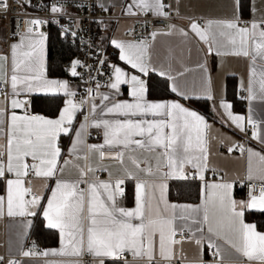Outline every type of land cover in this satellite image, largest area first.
<instances>
[{
  "label": "snow or ice",
  "instance_id": "1",
  "mask_svg": "<svg viewBox=\"0 0 264 264\" xmlns=\"http://www.w3.org/2000/svg\"><path fill=\"white\" fill-rule=\"evenodd\" d=\"M235 2L239 6V0ZM0 5L4 12L8 10L7 0H0ZM44 7L52 14L54 23H59L55 17L67 15L65 5L59 0H51ZM94 7L109 10L104 0ZM122 8L129 16L151 13L164 24L168 32L153 31L150 34L153 40L158 34L170 35L176 31L174 24L164 23L172 16V7L166 0H126ZM21 23L24 27L18 42L9 45L6 53L0 52V215L5 208L9 217L42 213L47 228L59 230L58 254L70 249L71 255L89 256L87 264H172L174 260L187 259L178 255L182 249L176 247L186 239L183 235L186 225H174L177 218L197 225L195 232L200 237L194 242L201 246L206 241L213 256H218L222 248L217 240H223L238 254L237 260L246 258L248 264H264V232L258 231L255 223L245 222V213L250 210L264 213V167L254 173L251 163L256 157L264 165V155L247 149L248 172L239 178L249 182L245 199L234 198L236 178L218 175L215 169L211 170L213 178H208L211 126L205 116L180 100L150 98V74L159 72L171 81L172 93L185 101L190 99L177 83L183 72L173 75L170 69H158L152 64L146 39H112L111 45L119 50V61L127 67L111 63L106 57L98 59L96 65L71 59L67 66L70 77L83 80L79 69H89V80L84 82L91 86L77 98L70 80L47 77L45 46L49 36L40 29L49 21L32 17L18 21L17 26ZM217 28L218 32L212 30V21L201 25L192 20L189 24L190 31L209 46V53L216 46L219 55L220 47L230 45V54L250 57L255 76L257 60L264 64V17L245 25L237 12L233 18L218 22ZM179 31L183 36L188 35L183 29ZM57 36L75 38L77 32L61 25ZM260 84L264 92V72ZM125 91L127 98L120 99ZM33 93H62L66 98L64 107L55 118L34 113L29 100ZM205 94L207 99H214L210 88L205 89ZM219 107L241 132L246 131L245 117L234 115L230 103L221 98ZM247 124L253 128L252 138L264 145V134L256 130V122L249 117ZM90 129L102 136V143L86 142ZM61 137L71 141L68 155L87 163L81 166L65 159ZM235 147L241 153L245 151L242 145ZM233 150V146L228 147L229 152ZM126 152L132 167L123 168L122 174L114 175L105 166L94 167L90 162L109 158L123 166ZM68 165L77 169L74 180L63 176ZM97 171H108V179H98ZM143 173L160 181L152 186L160 192L155 205L142 195L146 187L140 178ZM30 175L56 177L50 196L34 191L28 179ZM168 178L200 181L204 194L201 204L168 203L164 195L167 185L163 182ZM127 180L136 181V204L131 209L123 207L118 199L124 195L122 185ZM81 184L86 187L81 188ZM187 227L192 231L190 225ZM32 254L22 252L25 257ZM53 254H57L56 250ZM3 259L0 257V262ZM7 264L22 262L10 259ZM193 264L204 262L197 256Z\"/></svg>",
  "mask_w": 264,
  "mask_h": 264
},
{
  "label": "crops",
  "instance_id": "2",
  "mask_svg": "<svg viewBox=\"0 0 264 264\" xmlns=\"http://www.w3.org/2000/svg\"><path fill=\"white\" fill-rule=\"evenodd\" d=\"M23 3H28L27 0H20ZM31 1V0H30ZM97 4L100 0H96ZM107 7L109 8L107 13L119 16L120 18L115 20L105 21L102 25L101 41L104 43L106 50L108 51V61L111 63H116L122 67H127L122 61H119V50L111 45L110 41L112 39H117L121 41H139L146 39L148 42V57L150 58L152 64H154L158 69L171 70L173 75L178 72H183V76L177 78V83L181 90L188 93L190 99L204 100L207 102V107L204 110L199 111L187 101L181 99L175 93L170 91L171 81L167 80L165 77L159 75V72L151 73L150 75H156L162 78L167 87L166 96H150L151 99H169V100H180L184 106L191 110L197 111L199 114L205 116L207 122L211 126L209 132V160L208 166L209 171L206 174L209 179L213 178L212 169H215L218 175H225L228 178H236L237 181H245L239 178L245 177L249 168V156L247 149H252L254 152H260L264 155V145L260 143L259 140L252 138V132L249 133L251 139L245 140L239 135V129L232 124L228 119L226 113L222 108L219 107L221 98L226 103L232 105L231 111L234 115H242L245 117V123L247 119L251 117L252 120L257 122L256 130L264 134V92L261 91V73L264 72V64H261L259 60L256 63V75H252V61L250 57L235 56L230 54V45L220 47L217 54L216 46H213V51L211 53L204 54L205 50H208V45L203 41H200L189 29L182 28L176 25V31L172 34H158L153 40L151 35L147 38L134 39L126 37L123 33L124 28L131 23L129 15H125L122 5L126 0H104ZM167 4L172 7V14L182 18L191 19H202L201 25H206L208 21L213 22V31L218 32L217 24L220 21L231 19L234 15L239 14L240 20L246 25L255 20L259 22L262 17H264V0H247V9L244 12L239 10L235 0H167ZM161 30L163 33H167L166 28H154L152 30ZM180 29H183L188 33L187 36H183L180 33ZM45 32V30H44ZM151 32V33H152ZM46 33V32H45ZM19 34L15 35L9 40L6 47L0 45V52L6 53L9 49V45L18 42ZM219 39V37H218ZM47 54V42L45 46V68H46V55ZM73 59V57L71 58ZM70 59V60H71ZM69 60V61H70ZM232 79V90L228 93L226 92L225 80L227 77ZM49 79H59L64 80L66 77H55L47 75ZM74 89L75 85L72 84ZM210 88L211 93L214 97L213 100L206 98L205 89ZM250 89V90H249ZM41 97L54 98L51 101H43ZM251 97V98H250ZM125 95L120 97V99H126ZM66 98L62 93L60 94H45V93H33L30 97L31 111L34 113H39L48 118H55L58 116L60 109L64 107V100ZM47 104L54 108L45 109L44 104ZM44 103V104H43ZM215 109V111L213 110ZM78 119H83V117H78ZM91 135L87 137L88 144H99L102 143V136L94 129L89 130ZM71 141L68 137H61L60 144L63 147V156L65 159H70L73 164L79 163L83 166L86 161L82 158L77 161L75 157L68 155V148ZM242 145L245 149L241 153L238 148L234 146ZM233 146L234 150L232 152L228 151V147ZM128 153L125 154V160L123 166H121L120 161L115 159L105 158L103 160L93 159L90 162L93 166L103 165L114 175L116 173H123V168H131L130 161L127 159ZM62 163V162H61ZM252 168L254 173L257 172L264 165L258 160V158H252ZM145 165H142L144 167ZM108 171H97L95 176L101 180L108 179ZM65 179L74 180L77 178V169L73 165H68L63 173ZM140 178L144 181L146 187L142 191V195L145 199L151 202L153 205L156 203V198L159 197V189H154L152 186L160 181L156 177L143 173ZM29 180H31L32 187L34 191L42 193L45 197L50 196V190L55 187L56 177L43 178L30 175ZM184 179L179 178H168L163 181L167 187L165 189V199L170 204H191L200 205L204 194L201 191V182L198 180V193L194 200H184V199H172L168 196V185L170 181ZM189 180V179H188ZM187 180V181H188ZM81 188L86 187V185L81 184ZM124 195L119 197V201L123 207L134 208L136 204V181L127 180L124 185ZM248 187L244 184L241 186L234 185L233 194L234 198L237 200L245 199L247 195ZM46 203V200L44 201ZM179 211V210H178ZM252 212H258L257 210H250ZM44 227L46 226V221L43 219L42 213L37 212ZM35 215V216H36ZM34 216H13L9 217L7 215V210L5 208L4 214L0 215V255L4 254L7 256H18V260L22 264H75V262L80 261L81 264H87L91 259L89 256L88 260L82 262L81 257H77L70 254V249H66L64 254H58L61 249V238L59 230L51 229L55 232L54 242H41L35 239V237L30 233V227L32 224ZM202 219V214L201 217ZM264 216L261 215L260 223L264 225ZM245 222L255 223L256 222L246 217ZM174 225H186L184 227L186 239L181 245H177L178 255L186 256L187 259L180 260L179 264H193V259L197 256L203 258L206 254L205 250L207 248V242L205 241L201 246H197L194 242L195 238L200 237V233L195 232L197 225L193 224L191 220L183 221L177 218L174 221ZM188 225L191 226L192 231H189ZM257 226L258 231L264 232V226ZM203 230L207 234V225L204 224ZM194 234V236H193ZM33 239L38 243L39 251L37 255L34 256H23L22 255V244L26 239ZM179 239V238H178ZM218 244L222 245L220 254L215 256L220 259L221 264H248L246 258L237 260L238 254L234 252L223 240H217ZM53 250H56L57 254H53ZM47 252L48 255L43 253ZM129 259L131 257L129 256ZM204 264H214L211 261L204 262Z\"/></svg>",
  "mask_w": 264,
  "mask_h": 264
},
{
  "label": "built area",
  "instance_id": "3",
  "mask_svg": "<svg viewBox=\"0 0 264 264\" xmlns=\"http://www.w3.org/2000/svg\"><path fill=\"white\" fill-rule=\"evenodd\" d=\"M8 10L4 12L2 10V5H0V45L6 47L9 40L12 39L15 35L21 32V29L24 27V24L21 23L20 26H17L18 21H24L32 17H40L41 19L48 20L47 25L41 26V31L47 26L54 28L57 33L61 31V25L70 27L73 31L77 32L75 38H62L58 36L60 42L71 47L74 51L73 59H79L85 65H96V61L101 58L108 59V51L104 43L101 41L102 25L105 21L115 20L120 18L119 16H114L106 11H103L99 7H94L97 5L96 0H59L60 3H63L66 8L67 15L63 17H55L59 20V23H54L52 14L46 10L44 7L51 0H31L30 3H23L20 0H7ZM167 3V0H166ZM23 5V7H21ZM131 23L124 28V35L129 38L140 39L147 38L154 28H163L164 24L156 19L151 13L147 15H137L129 17ZM192 20L198 21L202 24V19H191V18H182L172 14L170 21H165L164 23H172L181 26L187 30V26ZM76 21V23H72ZM102 21V23H100ZM246 25V23H244ZM15 34V35H14ZM208 50L204 51L206 55ZM69 61L64 62L63 67L67 71ZM79 71L83 74V80L80 78L70 77L68 74L66 79L70 80V83L74 84V90L77 91V98L83 95L86 87L91 86V84H85L84 81L89 80V69L81 68ZM95 75V73H92ZM255 121V120H253ZM256 122V121H255ZM257 125V122H256ZM246 131H239V135L245 139L250 140V132L253 131L251 125L245 123ZM236 144L235 146H237ZM234 146V147H235ZM236 148V147H235ZM191 180V179H189ZM248 181H238L236 186H241L244 184L246 187ZM183 235L185 232L183 230ZM177 239L180 238V232L177 233ZM29 251L33 253L29 256H34L38 254L39 247L38 243L33 239H26L22 244V252ZM212 249H209L207 246L205 256L202 258L203 262L211 261L214 264H221L220 259L212 255ZM3 257V262L0 264H7L11 260H18V256H5L4 254L0 255ZM82 262L88 260L87 256H82L80 258ZM180 260H174L172 264H179Z\"/></svg>",
  "mask_w": 264,
  "mask_h": 264
},
{
  "label": "trees",
  "instance_id": "4",
  "mask_svg": "<svg viewBox=\"0 0 264 264\" xmlns=\"http://www.w3.org/2000/svg\"><path fill=\"white\" fill-rule=\"evenodd\" d=\"M247 9V0H239V10L241 12L246 11ZM46 34H48L49 39L47 41V56H46V74L49 76L55 77H66L69 73L64 69L63 64L66 61H69L73 55L74 51L71 47L60 42L57 36V31L47 26L45 29ZM232 79L228 76L225 80L226 92L232 90ZM149 83L151 85L150 91L151 96H166L167 87L165 81L156 76L150 75ZM43 101L45 100H54L50 97H41ZM188 104L193 106L199 111H202L207 107V102L204 100H188ZM44 104V103H43ZM45 109L54 110L53 106L50 107L47 102L44 104ZM198 193V184L197 181L193 180H174L170 181L168 185V196L172 199H184V200H194L197 197ZM246 217L253 219L258 226H264L260 222L261 215L264 216V213L248 211L245 213ZM264 221V220H263ZM30 233L41 242H54L55 232L49 228H46L42 224L41 218L36 215L33 218Z\"/></svg>",
  "mask_w": 264,
  "mask_h": 264
}]
</instances>
